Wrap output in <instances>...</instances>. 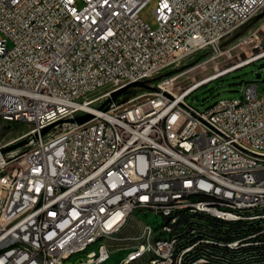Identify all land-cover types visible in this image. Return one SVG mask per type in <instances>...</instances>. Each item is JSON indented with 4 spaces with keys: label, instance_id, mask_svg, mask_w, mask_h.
Segmentation results:
<instances>
[{
    "label": "built area",
    "instance_id": "obj_1",
    "mask_svg": "<svg viewBox=\"0 0 264 264\" xmlns=\"http://www.w3.org/2000/svg\"><path fill=\"white\" fill-rule=\"evenodd\" d=\"M150 1L0 0V121L27 127L0 146V173L20 160L0 177V264L107 262L134 235L117 236L109 247L91 246V239L118 227L134 203H156L161 212L188 198L214 209L209 193H219L218 202L244 209L264 198V91L249 83L240 97L204 111L185 101L264 57L219 71L237 46L261 49L257 30L220 45L264 0H156L155 28L140 17ZM195 54L204 56L182 66ZM209 66L214 74L199 81L190 76ZM177 69L153 89L100 108L113 91ZM184 75L192 83L176 91ZM84 114L93 118L67 122ZM223 214L227 219L231 212ZM198 242L210 249L208 239L192 232L185 242L158 246L149 264H206L205 257L184 261ZM225 244L230 253L240 251L234 238ZM167 251L175 252L174 260H166Z\"/></svg>",
    "mask_w": 264,
    "mask_h": 264
},
{
    "label": "bare ground",
    "instance_id": "obj_2",
    "mask_svg": "<svg viewBox=\"0 0 264 264\" xmlns=\"http://www.w3.org/2000/svg\"><path fill=\"white\" fill-rule=\"evenodd\" d=\"M261 56L262 55L258 57ZM244 161H253V154H244ZM246 181H253V174H246ZM195 197H204V190H195ZM218 200L219 193H209V203H214V209H210L209 206L204 205L194 206V200H188V198H180L178 205L172 207L171 209L161 210V212H156L158 211V204L156 203H134V208H127L125 209V211H123L121 224H119L118 227H116V225H109V228L102 229L101 235H93L91 239V246H111V241L115 240L117 235H119L121 230L125 227L128 218L133 215L134 212H147L154 215H159L162 217V221L158 225V227L153 228L150 225L143 224V231L141 227V231L138 235L130 239H125V246H127V248L122 249L125 250L124 256H130L132 255V251H136L141 248L138 252V257H132L131 259H127L125 260V262H123L122 256L118 262V264H149L151 263V257L154 255V252L158 251V246L171 245L173 243V240L174 243L187 241L188 233H185V229L189 226L190 223H194V221L188 220L193 218L196 221L197 215L215 218L224 222H251L254 220H259L260 218H264V198H260L259 202L256 204H247L244 209L242 207H234L233 204L218 202ZM229 212H231V214H227V219H225V214L223 213ZM192 232L193 235L195 232L197 233L196 230H192L191 233ZM254 238L255 235L249 233L243 234L241 235V237L234 238V244H240V251L237 254L233 253V258L231 257L233 259V264H248V258L253 257L250 247L253 243L252 240ZM205 239H208L209 245L231 250V245L229 244L217 241L216 243L213 242L214 240L211 241L209 238ZM148 242H150V247H142L148 246ZM198 245L199 242L197 244H192L193 253L184 254V261H193L194 256H196L205 257L207 259L206 264H215L213 263L214 261L211 262V260H209L208 258L211 253L210 250L205 249L203 251L199 249L200 251L197 252L196 247H198ZM112 254L113 253L107 254V262H90L88 264H107L111 259ZM218 257L219 256H212V258L217 259V262L219 260ZM174 259L175 252L167 251L166 260ZM56 264H64V262H57ZM216 264L224 263L220 261Z\"/></svg>",
    "mask_w": 264,
    "mask_h": 264
},
{
    "label": "rangeland",
    "instance_id": "obj_3",
    "mask_svg": "<svg viewBox=\"0 0 264 264\" xmlns=\"http://www.w3.org/2000/svg\"><path fill=\"white\" fill-rule=\"evenodd\" d=\"M155 1L156 0H151L140 12L141 19L144 22L148 23L152 28L156 27V23L153 16ZM255 16L257 17H255L254 20L249 23L248 28L242 33V35L235 38L234 42H240L249 33L254 30H257V37L261 49L253 50L249 46H237L236 49L231 52L232 56L230 60L222 61L221 63H219L218 67L220 72L223 69L229 66H235L246 59L253 58L256 56L258 57L262 52H264V8L260 10L259 13H257ZM199 56L200 54H195L191 56L189 59L183 62L182 66L190 64ZM212 74H214L213 68L212 66H209L206 71L200 72V70H196L195 73L192 72L190 76H193V80L199 81L202 78L210 76ZM256 74L260 75L259 79L255 77ZM191 83L192 79L188 75H184L176 81V83L174 84V89L178 91L179 89H182L190 85ZM249 83L256 84L259 93L264 91V57L255 61L254 63H250L242 68L234 70L224 76L218 77L217 79L201 86L199 89L190 94L185 101L194 109L198 111H204L220 99H232L240 97L244 88ZM26 131V126L9 125L0 121V146H3L16 140ZM15 144L16 142L6 146L4 149ZM12 151H9L8 153L10 154ZM18 161H13L7 164L0 173V177L11 172L13 168L18 165ZM140 213L142 212H134L133 215L128 218L125 227L121 230L119 235H117L118 237H125L126 235L136 236L140 233L143 224H147L153 228H156L162 221L161 216L149 213L156 218V221L151 222L152 220L150 218V215L146 214L147 212L144 213L145 215L142 214L143 216H139ZM124 254L125 250H122V252L113 253L111 259L107 264H118L119 260L122 256H124Z\"/></svg>",
    "mask_w": 264,
    "mask_h": 264
},
{
    "label": "trees",
    "instance_id": "obj_4",
    "mask_svg": "<svg viewBox=\"0 0 264 264\" xmlns=\"http://www.w3.org/2000/svg\"><path fill=\"white\" fill-rule=\"evenodd\" d=\"M201 56H204V54L200 55L199 57ZM199 57L196 58L192 63L197 62L200 59ZM154 85L155 83H152L150 84V87L153 89L155 87ZM142 91H145V90L139 89V88H129L121 96L124 98H128L134 94H137V92H142ZM192 230L197 231V233L195 232L193 236L202 235L201 237L203 239L209 238L211 241L214 240L213 242L217 241V242H222V243L230 242L232 241L233 238L241 237V235L246 234V233L255 235V238L252 240L253 243L250 247L252 256H253L252 263L253 264H264V218H260L259 220H254L251 222H241V221L224 222L222 220H217L215 218L197 215L196 221H194L193 224L192 223L189 224V226L185 229V233L190 234ZM256 242H258V244H256ZM209 247H210L209 250L211 253L208 258L209 260H211V262L214 261L213 263L216 264L221 261L224 264H233L232 258L234 254L230 253L231 250L227 248L216 247L213 245H209ZM196 249L198 252L200 250L204 251L207 248L205 247V243L199 242V245L198 247H196ZM213 252H216L217 256H219L218 262H217V259L212 258V256L213 257L215 256L213 255Z\"/></svg>",
    "mask_w": 264,
    "mask_h": 264
},
{
    "label": "water",
    "instance_id": "obj_5",
    "mask_svg": "<svg viewBox=\"0 0 264 264\" xmlns=\"http://www.w3.org/2000/svg\"><path fill=\"white\" fill-rule=\"evenodd\" d=\"M257 16H253L246 23H244L243 25L238 27L220 46L224 47V46L230 45L235 40V38L242 35V33L248 28L249 23H251V21H253L254 18ZM199 58H201V57H199ZM260 67H262V66H260ZM178 70L179 69L163 73V74H161L155 78H152V79L134 82V83H131L129 85H126L125 87H123L121 89L113 91L110 94V97L100 106V108H103V107L106 108L110 103L114 102L120 95H122L129 88H139V89H143V90H151L152 88L150 87V84L155 83V82L161 80L162 78L168 77V76L174 74L175 72H177ZM255 77L257 79H259L260 75L256 74ZM92 118H93L92 114H84L81 116L74 117L73 119H68L67 122L75 123V124L79 125V124H83V123L91 120ZM51 127H52V125L42 129L40 131V136L44 135ZM23 145H24V141L18 142L13 146H10V147L4 149V152H9V151L15 150V149H17Z\"/></svg>",
    "mask_w": 264,
    "mask_h": 264
},
{
    "label": "crops",
    "instance_id": "obj_6",
    "mask_svg": "<svg viewBox=\"0 0 264 264\" xmlns=\"http://www.w3.org/2000/svg\"><path fill=\"white\" fill-rule=\"evenodd\" d=\"M142 214L145 215L144 213H140L139 216H143ZM146 214H149V213H146ZM149 215H150V218H151V220H152L151 222L156 221V218H155L154 216H152L151 214H149ZM139 216H138V217H139Z\"/></svg>",
    "mask_w": 264,
    "mask_h": 264
}]
</instances>
